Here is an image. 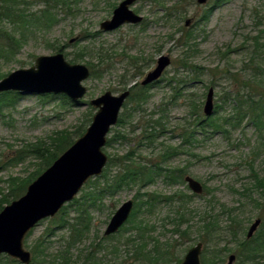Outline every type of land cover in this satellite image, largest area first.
Returning <instances> with one entry per match:
<instances>
[{
    "label": "rangeland",
    "instance_id": "374dc122",
    "mask_svg": "<svg viewBox=\"0 0 264 264\" xmlns=\"http://www.w3.org/2000/svg\"><path fill=\"white\" fill-rule=\"evenodd\" d=\"M120 1L112 0L116 4L115 7ZM184 1L187 15L181 18L179 14L172 17L167 15L165 7L170 6L173 1L166 2L163 6V1L160 0H136L132 9L144 17L142 23L124 24L115 30L104 31L100 24L112 17L115 7L109 6L105 0H82L74 14H67L49 32L31 38L21 49L17 59L5 67L4 71L7 73L19 68H28L35 64L38 56L57 52H63L71 63L84 64H87L88 60L97 63L98 53L102 55V62L97 65L101 76L91 77L90 74L89 78L83 81L87 92L79 104H64L57 97L62 94L46 96L53 94L48 93L25 94L14 104L2 107L0 198L3 195L1 193L10 189V179H26L38 167L39 161L33 158H27L23 162L16 161V150L40 138H46L58 130L75 129L90 111L91 99L108 90L114 94L121 92L123 85L130 86L135 81H141L154 68L160 55L167 54L171 57L170 66L163 74V79L150 89V100L143 109L133 114L130 124H116L109 134L110 137L118 130L123 132L127 139L113 141L110 146L103 147L108 157L123 155L133 149L143 163L155 168L162 167L164 170H161L160 174L155 172L153 181L142 188L137 185L127 187L95 210L90 233L83 241L77 243V247L73 249L74 255L79 254L80 250L85 254L98 243L100 245L96 250L103 249L100 255L110 253L105 247L110 248L119 242L118 247L124 249L121 245L124 244L123 241L126 242L129 234L118 231L105 235V230L115 211L125 201L133 199L135 203V200L147 199L143 196L145 193L166 196L176 192L196 194L186 181L181 182L176 172L171 173L170 169H185V175L193 176L211 190L205 195L203 192L192 196L188 205L190 209L205 210L208 201L215 198V213L221 205L235 209V212L222 213L221 223L224 225L234 216L245 219L246 236L251 223L259 217L258 210L253 206V199L258 198L260 193L253 186L256 175L264 177V118L263 122H259L261 127L242 118L244 110L241 109L247 104H240V100H244L241 95H247L248 92L264 93V52L259 59L254 57L251 60L256 44H259L258 49H263L261 44L264 43V0H224L221 5H215L214 0H207L205 3H199L197 0ZM39 7L41 4L34 5V8ZM210 9L212 10L208 20H202L203 15ZM187 18L191 19L189 27L195 28L197 34L196 49L191 52V61L196 67L192 69L178 66V61L182 59L185 51L171 38L172 34H175L176 39L179 38L184 29L189 28L185 26ZM81 32L87 34L88 38L70 42L74 37L79 38ZM56 46H64L63 51H57ZM88 52L94 53V57L88 55ZM131 57H137L142 71L147 60L150 61L143 74H136L132 66L135 58ZM75 58L80 60L72 62ZM233 74H237V80ZM174 76L180 81L178 92L168 84V79ZM210 87L214 88V112L211 116H215L220 127L216 131L207 132L198 128L193 143H185L184 132L194 127L197 114L209 117L204 114L203 108ZM239 90L241 94L237 95ZM174 95L176 97L172 100ZM200 101L199 111H196L195 105H199ZM130 105L129 103L128 107ZM216 105H219L218 112H215ZM92 108L95 114L96 109ZM122 112H126L125 107L120 113ZM158 117H163L162 124L155 125L156 137L149 143L143 131L148 123L152 124V118L154 120ZM90 123L87 122L85 127ZM169 150L173 153L167 154ZM246 187L250 190L245 191ZM179 205L178 201L156 202L153 206L140 205L141 210L138 211L137 217L148 224L146 233L150 236L159 238L161 242L176 239L178 242L175 254L183 259L192 246L202 242L205 247L203 240L211 237L200 231V220L197 216L190 221V224L194 225L198 220L197 226H192L188 234L182 236L172 231L174 225L165 217ZM50 218L40 221L30 234L28 233L24 241L27 249L31 251L40 237L47 239L46 245L50 254H55L64 244L61 237L63 233L47 238L46 230ZM212 239V242H216L214 236ZM212 247L214 246L209 248ZM229 248L233 249L234 245L229 244ZM232 253L233 251L227 252L221 264H225ZM203 254L204 250L201 258ZM206 255L208 260L212 258L211 254Z\"/></svg>",
    "mask_w": 264,
    "mask_h": 264
},
{
    "label": "trees",
    "instance_id": "16d2710c",
    "mask_svg": "<svg viewBox=\"0 0 264 264\" xmlns=\"http://www.w3.org/2000/svg\"><path fill=\"white\" fill-rule=\"evenodd\" d=\"M105 1L111 7L116 5L112 0ZM162 1L163 6H165L166 2L173 1L170 6L165 7L169 17L179 14V17L183 18L187 15V6H185L186 2L184 0H160V2ZM223 1L214 0V3L215 5H221ZM81 2L82 0H0V79L8 74L4 71L5 67L7 68L12 61L17 59L21 49L31 38L38 36V34L49 32L67 14H74ZM35 4H41V7L34 8ZM211 10H208L203 15L202 20H208ZM79 36L77 38L79 41L88 38V35L83 32ZM171 38L175 39L177 44L185 51L182 59L178 61V66L188 69L196 67L191 61V52L196 49L197 45L195 28H185L179 38L176 39L175 34H172ZM258 46L259 44H256V50L253 52L254 55L251 56V60L254 57L259 59L262 55L261 53L264 52V43L261 44L263 49H258ZM63 47L56 46L55 49L63 51ZM87 54L94 57L92 52ZM131 58H135L132 61V66L136 74H143L150 61L147 60L142 71V67L136 60L137 57ZM79 60L75 58L72 62H78ZM101 62L102 55L100 53H98L97 63H94L93 60L87 61V65L91 70V77L101 76L99 69L97 70V65ZM233 77L236 80L238 79L237 74H233ZM160 81L158 80L147 86H143L139 81H136L131 85L129 88L131 94L127 99L128 104L130 103L131 105L128 107L127 101L125 102L123 107L126 108V112L120 113L117 125L125 126L130 124L133 114L143 109V106L150 100V89ZM168 84L173 90L178 92L180 81L176 76L168 79ZM125 89H128V85H123V90ZM240 94L241 91H237V95ZM23 96L24 94L16 91L0 93V111L4 105L14 104ZM46 96L57 95L48 94ZM241 96L244 100L241 99L240 104H243V102L247 104L245 108L241 109V111L244 110L242 118H246L249 122L260 126L259 122H263L262 119L264 118V93L248 92L247 95ZM57 97L64 104L73 102L64 94ZM175 97L174 95L172 100ZM74 103L79 104L80 102ZM200 106L201 101L199 105H195V110L199 111ZM218 110L219 105H216L215 112H218ZM85 115L86 118L75 129L58 130L46 138H40L36 142L26 144L18 151H15L14 159L16 161L23 162L27 158H33L39 163L35 172L31 173L28 178L21 180L14 177V179H10V189L6 193H1L3 195L0 198V211L5 205L22 196L26 192L28 185L68 149L77 138L84 134L87 129L85 127L86 123H90L94 115L92 106H90V111ZM162 116L165 115L162 114ZM162 118L158 117L154 120L152 118V124L148 123L145 127L143 133L149 143H152L155 139V125L162 124ZM219 127L220 124L215 116L204 117L197 114L194 127L184 132V141L185 143H193L198 128L203 132H207L208 130L216 131ZM149 128L152 129L150 130ZM126 139L127 136L123 132L116 130L112 136L108 137L106 146H110L113 141ZM172 153L171 150L167 152V154ZM161 170L164 169L143 163L133 149L123 155H109L108 163L102 174L89 179L80 193L72 201L64 205L55 217L50 218V224L46 230L47 238L63 233L64 235L61 237L64 244L55 254H50L48 252L49 247L46 245L47 239L44 240V238L40 237L31 250L33 256L30 264H80V262L81 264H180L183 259L178 254H175L178 241L175 239L171 242H161L159 238L150 236L146 233L148 224L142 218L137 217L138 211L141 210L140 205L153 206L156 202L176 201L180 205L165 217L167 221L174 225L172 231L182 236L188 234L192 226H197L198 220L195 221L194 225L190 224V221L197 216L196 218L199 217L200 220L198 225V227H201L200 231L211 237V239L203 240L205 247L203 248L202 264H208V262L210 264H221L224 261L225 254L231 251L236 255V264H264V177L258 175L254 178L253 187L259 191L260 195L258 198L253 199V206L258 210V216L262 219V223L251 238H247L245 234V219L234 216L224 225L221 223V214L235 212V209L221 205L219 211L215 213L217 208L215 198L210 199L208 206H206L207 208L201 211L188 207L192 196H196V194L188 195L184 192H176L173 195L166 196L145 193L143 196L147 197V199L135 200L133 212L125 223L127 226L123 225L119 230V232L125 231V234H129L126 242L123 241L124 244L121 245L124 247L123 250L119 248V239V243L113 244L110 248L105 247L110 252L108 253L109 255L106 253L99 254L103 250H96L98 245H100L99 243L93 245L92 249L85 254L80 250L79 254L74 255L73 249L77 247V243L83 241L90 233L95 210L104 205L107 199L113 198L119 191L127 187L137 185L142 188L152 182L154 179L153 174L155 172L160 174ZM169 171L171 173L176 172L180 178L179 180L183 183L185 182V169L176 168ZM244 190L249 191L250 188L246 187ZM210 192L211 190L204 185V195ZM185 225L186 228L183 229ZM212 236L215 237L216 242H212ZM229 244H233L234 248L230 249ZM210 246L214 247L209 248ZM206 253L211 254L212 258L208 260ZM0 264L22 263L6 254H0Z\"/></svg>",
    "mask_w": 264,
    "mask_h": 264
},
{
    "label": "water",
    "instance_id": "95a60500",
    "mask_svg": "<svg viewBox=\"0 0 264 264\" xmlns=\"http://www.w3.org/2000/svg\"><path fill=\"white\" fill-rule=\"evenodd\" d=\"M135 2L136 0H121L113 10L112 17L102 21L100 28L111 31L124 24L141 23L144 17L132 9ZM190 25L191 19L187 18L185 26ZM77 38H72L70 42ZM171 62L169 55H160L156 66L146 74L141 84L148 85L159 80ZM90 74L87 64L71 63L63 52L40 55L31 67L16 69L1 78L0 93L16 91L22 94H64L72 101L80 102L87 92L83 81ZM130 94L129 89L119 94L108 90L90 100L96 112L84 134L33 180L22 196L0 211V254H6L22 264L31 263L32 252L24 243L26 236L41 220L54 217L66 203L72 201L89 179L102 174L109 159L103 147ZM203 111L207 116L214 112L213 87L208 91ZM185 181L194 193L204 192L203 184L193 176L186 175ZM133 208V199L122 203L111 217L105 235L117 233L129 219ZM261 223L260 217L251 223L247 238L256 233ZM202 251L203 243L198 242L187 251L180 264H202ZM235 261L236 255L232 253L225 264H234Z\"/></svg>",
    "mask_w": 264,
    "mask_h": 264
},
{
    "label": "flooded vegetation",
    "instance_id": "af4514ba",
    "mask_svg": "<svg viewBox=\"0 0 264 264\" xmlns=\"http://www.w3.org/2000/svg\"><path fill=\"white\" fill-rule=\"evenodd\" d=\"M142 22H143V21H142ZM142 22H141V23H142ZM139 24H140V23H139ZM133 25H134V24H133ZM157 60H158V59H157ZM156 64H157V61H156ZM155 66H156V65H155ZM155 66H154V67H155ZM151 70H152V69H151ZM165 71H166V70H165ZM164 73H165V72H164ZM162 76H163V75H162ZM161 78H162V77H161ZM161 78H160L159 80H161ZM143 79H144V78H143ZM143 79H142V80H143ZM142 80H141V81H142ZM141 81H139V82L141 83ZM157 81H158V80H157ZM135 82H136V81H135ZM155 82H156V81H155ZM153 83H154V82H153ZM133 84H134V83H133ZM150 84H152V83H150ZM150 84H148V85H150ZM141 85H142V84H141ZM143 86H147V85H143ZM130 87H131V85L128 86V89H129ZM125 90H127V89H125ZM125 90H122L121 92H123V91H125ZM129 90H130V89H129ZM130 91H131V90H130ZM121 92H119V93H121ZM119 93H117V94H119ZM128 98H129V97H128ZM128 98H127V99H128ZM118 120H119V119H118ZM117 123H118V122H117ZM202 252H203V251H202ZM201 260H202V258H201Z\"/></svg>",
    "mask_w": 264,
    "mask_h": 264
}]
</instances>
